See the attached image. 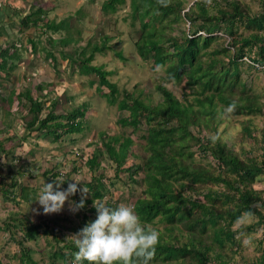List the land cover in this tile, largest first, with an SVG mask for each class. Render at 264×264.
<instances>
[{
	"label": "trees",
	"instance_id": "trees-1",
	"mask_svg": "<svg viewBox=\"0 0 264 264\" xmlns=\"http://www.w3.org/2000/svg\"><path fill=\"white\" fill-rule=\"evenodd\" d=\"M129 1L131 11L125 21L130 18L131 27L138 30L137 54L154 68L164 71L162 81L183 85L181 97L164 83L156 87L161 95L156 104L150 102V95L143 91L122 93L116 83L107 79L108 73L102 66L92 64L97 53H105L111 48L107 45L110 38L103 37L101 45H93L90 41L79 46L82 39L69 32L70 19L80 15L81 10L69 19L45 23L47 11L33 8L20 22L19 33L28 35L36 55L46 54L56 62L54 50L59 48L64 58H70L73 70L89 77V85L96 88V93L105 98L108 105L129 113L118 123L132 129L130 135L124 133L113 138L101 133L99 142L90 145L92 154L84 156L83 163L88 170L93 174L101 169L104 171L101 159L105 155L116 165V170L114 176L99 173L90 182L81 181L77 185V193L69 198L74 207L83 200V208L61 211V215L55 213L52 218H39L38 222L13 211L3 222L0 232L9 234L11 241L19 246L20 255L16 259L20 264H76L74 253L78 249L72 237L97 219L95 200L113 209L120 203H128L145 225L159 232V243L150 264H233L232 259L228 260L227 255L224 257L215 246L228 247L236 254L234 250L239 249L241 241L236 239L232 226L243 216L256 217L259 224H264V199L254 188L255 180L264 176V130L261 131L262 138L256 139L262 150L260 160L244 158L245 151L234 153L220 137L202 134L217 131L216 116L226 107L233 108L235 116L264 115V102L260 103L252 88L243 82L241 70V65L247 64L245 60L254 71L264 69V0L261 10L254 14L239 0ZM126 4L127 0H102L101 11L115 14ZM10 15L13 17V12ZM0 34H8V31L2 26ZM35 34H41V38L35 39ZM55 34L59 35L56 39ZM57 43L60 47H56ZM69 51L71 54L67 53ZM118 54L124 59L121 53ZM18 63H23L20 50L16 48L12 52L0 45L1 73L9 76ZM31 66L32 62L28 67ZM29 77V83L10 90L8 98L0 97V101L8 105V113L24 110L32 117L30 122L23 123L21 140L11 135L6 139L7 147L4 143L0 145V153L5 154L6 159L12 155L11 158L16 160L14 149L34 131L44 132L41 136L52 137L54 142L61 143L72 141L71 138L76 137L71 136L86 130L84 113L88 110L82 103L67 109L74 100L69 90L59 96L54 82L49 88L40 82L33 87L34 76ZM22 80L24 76L21 83ZM261 97L264 99V93ZM60 106L67 110L66 113L57 114ZM2 124L5 125L0 131L3 133L9 125L0 120V126ZM253 133L248 120L243 135L246 139L254 138ZM141 140L145 141L143 163L123 168L127 160L135 156L133 148ZM197 156L200 159L204 156L209 162H200ZM76 162L67 172L56 168L46 170L42 176L51 177L49 183H55L57 179L63 181L60 190H67L70 183H76L72 178L80 172L76 165L78 160ZM14 172L10 175L13 182L0 184L1 192H9L13 197L7 199L12 201L17 197V192L10 191L17 185ZM130 183L141 185L139 197L133 200L134 196H129L126 200L115 195L113 190L117 184L123 186V195L124 189L131 190ZM84 188L88 189L86 194ZM27 197L23 198L26 202L31 199ZM63 214L68 217L61 222ZM178 223H183L189 234L188 242L182 245L174 242L178 240L174 234ZM20 230L23 237L18 238ZM67 232L73 236H68ZM41 239L48 242L47 248L42 253L43 259H36L37 250L27 247L25 242L38 244ZM209 239H213L214 244L209 243ZM49 250H53L50 255L46 254ZM0 264L3 263L0 261ZM80 264L88 262L81 261ZM250 264H264V253Z\"/></svg>",
	"mask_w": 264,
	"mask_h": 264
},
{
	"label": "rangeland",
	"instance_id": "rangeland-1",
	"mask_svg": "<svg viewBox=\"0 0 264 264\" xmlns=\"http://www.w3.org/2000/svg\"><path fill=\"white\" fill-rule=\"evenodd\" d=\"M9 1L10 0H6L5 2V0H0V8L3 6H5V8L6 6H10L11 4L9 5V3L11 2ZM21 1L25 2L26 0ZM239 1L244 3L252 14L258 13L261 10L262 0ZM27 2L31 5L35 4L36 6H46V9L50 10V13L48 14V22L53 20L59 22L61 19H69L71 15H76L77 10H81L80 15L70 19L69 28H71V30H69V32H71V35L74 37L77 36L82 39L79 46H84L90 41L93 45H101L103 37L110 38L107 45L111 48H109L105 54L97 53L94 61H92V64L102 66L104 71L108 73V79L113 83H116L122 93L123 91H143L145 95H150V102L156 104L161 100V95L157 91L156 87L159 84L164 83L175 95L179 97L182 96L183 85L175 83L174 81H162L161 77L164 75V71L159 68H154L150 62L142 60V58H140L137 54L135 43L139 39L138 30H133L130 25V18L125 21V18L131 11L129 0H127V4L120 7L118 12L115 14H105L101 11L102 0H27ZM4 9L0 10V19H7V17H9L7 14L8 10L4 11ZM10 14L11 12L9 11V15ZM138 29H140L139 26ZM63 35L67 34L63 33ZM34 36L36 37V35ZM58 36L59 35L55 34L54 39L58 38ZM17 39V32L12 31L9 37L10 43L13 41L17 42ZM19 42L24 47V45L27 44L28 39L22 40V38H20ZM0 43L8 45V38L0 34ZM56 47H60V45L57 43ZM54 52L58 58V62L60 63H57L56 66L59 68L58 70L71 73L69 75L60 76L62 78L60 81L56 73L53 76L55 86H60L62 84V86L64 85L63 87H65V89H59L60 87H56V90H59V95L69 90V93L74 96L73 105L67 106V109L69 110L71 108H75L76 106L78 107V104L82 103L86 106L87 110L90 105V108H94L93 111L97 114L87 113L88 120L86 118L84 120L86 130L80 135L71 136L76 137L75 139L71 138L72 141L67 140L64 142L62 141L61 143H52L51 137L49 141L50 143H47V145H35V141H32V139H36L38 134H29L28 137L26 139L23 138L21 142L28 141V144H30L29 147L34 146L33 150L27 149L29 153L24 152L22 143L20 147L16 148V152L14 154V156L17 157L16 160H13L11 157H8L6 160L0 158V184L1 182L3 183V181L11 183V171H15L14 177L15 180H17V185L12 187L10 191L14 190L17 192L18 197V199L16 197V200L18 201L7 199V197L13 196H11L9 192L4 194L0 189V217H2L0 218V223L5 218L4 213H6V216L8 217L10 211L20 213L23 212L20 206L23 202L19 199L22 198L24 193L28 196L27 198L34 193L32 187L29 192H24L20 189L26 185L32 184L35 185V188H37V184L34 182V179L36 178H32L33 175L36 176V174L39 173L40 169L43 171L46 167L45 169L52 171L59 168L61 171L66 170L67 172L71 169L72 163H77L76 160H78V164L76 165L80 167V172L76 175V177H74L78 182H90L91 179H93L94 176L99 175V173L114 176L116 165L110 161L107 155L103 156L101 159L102 166L105 167V170L103 171L101 169L99 173L97 172L95 174L88 170V168L84 167L83 163L86 159L84 156L88 154L90 155L93 151V148L90 145H93L92 142L94 141L99 142L101 139V133H104L108 138H113L114 136H121L123 135L122 133H127L132 130L131 128H122L123 126L118 123L120 118L126 117L129 113L118 110L116 106H108L106 99L98 95L94 87L91 88V86L88 85L86 78L79 77V72L76 69L73 70V64L69 61L70 58L67 56L68 58L65 59L60 53L59 48H56ZM71 52L72 51H69L67 53L71 54ZM118 52L122 54L124 59L119 56ZM26 56L27 55L24 54L23 59H25ZM30 61H32V66L29 69L28 66L30 65ZM25 62H27L25 66H20L18 63L16 68L10 72L11 74H9V76L5 73H1L0 71V97L3 96L4 99L8 98L10 96V90L16 89L20 86L21 75L24 76L25 83L28 84L29 81H27V79L30 78L29 76H31V72L35 71V74L39 73V76L45 71L55 70L53 64L48 66L44 60L37 57L31 58L28 55V59H26ZM245 62L247 64L243 63L241 65L243 82L247 84L248 87L252 88L256 96L259 97L258 100L262 103L264 102V99L261 97V94L264 93V69H257L254 71L249 68L250 63L247 60H245ZM32 67L35 69H32ZM70 77L72 78L71 80L68 79ZM2 83L4 86H1ZM31 83L33 86V81ZM6 87L8 88L7 91L4 89ZM186 91L189 93V90ZM35 95H37V93H35ZM193 97L194 95L191 94L190 98L193 99ZM67 98L72 99L71 96H67ZM47 101L49 102L50 100ZM1 103L0 120L9 125L6 127L7 134L19 131L20 128L18 127L21 125V122H30L32 117L25 114L26 112L24 110L21 112L16 111V113H8V105L4 102ZM232 109L233 108L231 107H226L223 113L216 116V122L218 123L216 132L213 130L210 133L204 131L202 134L220 137V139L225 142L234 153H241L245 151L246 154L243 155L244 158L255 157L260 160L262 150L260 148V143L257 142L256 139L259 140L262 138L261 131L264 130V115L235 116L232 114ZM84 110L85 109H83V111ZM66 111L67 110L65 108L58 107V113L64 114ZM248 120H250L252 129L254 130V138L246 139L243 135V127ZM1 129H3L2 126H0V131ZM42 133L44 134V132ZM7 134H5V130H3V133L0 132L3 142H6V139L8 138ZM23 134L24 131L21 135H19V137ZM144 145L145 141L141 140L139 144L134 146L133 153L135 156H132L127 160L124 168L130 167L134 163H143L146 157ZM86 152L88 154H86ZM53 153L56 155L54 158L52 156ZM137 156H139L140 159H138ZM197 159L200 162L201 160L203 162H209L207 158H204V156H202L201 159L197 156ZM47 163L50 164L46 166ZM141 174L143 176L142 172ZM48 179L52 180L51 177L41 178V180H44L43 186L45 183L50 182ZM255 181L254 188L262 194V198L264 199V176L257 178ZM73 182L75 181L73 180ZM130 185L132 184L130 183ZM131 187L130 191L124 189L123 195H121V190L123 188L121 184H117V188L113 191L117 197L120 196L122 199L124 198L128 200L129 196H134L133 200H135L140 196L142 187L140 184H133ZM33 198L37 200L38 196L33 195L31 200ZM200 199L203 200V196H200ZM24 202L26 203V200ZM27 206L29 207V205ZM38 206H40L39 203ZM12 208L14 209L11 210ZM72 210H75V207L69 198L62 212H72ZM41 211H43V208L32 209L27 215L31 217L32 221L38 222L39 218L47 216L52 218V215L55 214L46 215L44 214V211ZM59 214H61V212H59ZM67 217L68 214H63L60 217L61 222L65 221ZM160 228L162 229V227ZM232 230L236 232V239L241 241L239 249L234 250L237 253L233 254L228 247L224 249L218 248L217 246L215 247L217 251H221L223 253L224 257L227 255L229 257L228 260L232 259L233 264H250L264 253V224H259L258 218L243 216L242 219H239L232 226ZM210 232H212L211 228ZM66 234L68 236L73 235L71 232H67ZM174 234L178 239L174 242H179V245H182L184 242H188L189 240V234L186 229L183 228V223H178L177 227L174 229ZM21 235L23 237L22 230L19 231L17 237L19 238ZM208 242L214 244L213 239H209ZM47 243V241L41 239L38 244H35V242H25V245L37 250L35 257L36 259H41L44 255L42 253L47 248ZM52 251L49 250L46 254L50 255ZM19 252V246L11 241L10 236L8 234L0 233V261L3 264H20L19 260L16 259V257L20 255Z\"/></svg>",
	"mask_w": 264,
	"mask_h": 264
},
{
	"label": "clouds",
	"instance_id": "clouds-1",
	"mask_svg": "<svg viewBox=\"0 0 264 264\" xmlns=\"http://www.w3.org/2000/svg\"><path fill=\"white\" fill-rule=\"evenodd\" d=\"M46 22L48 21L46 20ZM43 29L46 32L48 31L44 26ZM49 33L50 32H48L47 35L50 36L51 33ZM35 35V39L41 38V34ZM15 44L17 45L16 48L20 50V55L22 58L24 57V54L27 53L28 55L32 56V58L37 57L42 60L53 59L51 57H46V54L36 55L33 51V46L29 43V38L27 44H25L24 47L20 44L19 40ZM14 51L12 49V52ZM28 55L26 56L27 58ZM55 64L56 63H54V66ZM32 76H34V80L37 78L36 75ZM87 82L89 85L88 80ZM63 86L62 84L60 86H55V89L56 87H60L59 89H65ZM94 89L96 91L95 87ZM93 110L94 108H90L89 105L88 111L84 113L87 120V113H95ZM57 114L62 113H58L57 109ZM131 132L132 130L127 132L125 135H130ZM86 154L88 153L86 152ZM91 154L92 152L90 155ZM86 156L88 157L89 154ZM84 167H86L85 164ZM72 180H74L76 183H70L67 190H60L61 185L64 182L57 179L55 183H45L39 194L35 191L38 196L36 202L41 205L44 214L47 215L59 213L63 210L65 204L69 200V197L75 195L78 191L77 185L80 184V182H78L75 178H72ZM83 192L86 194L88 189L84 188ZM33 195H35V193ZM19 200L24 201L23 198H20ZM94 206L98 212L97 219L85 226L76 236L72 237V239L75 241L76 248L78 249V251L74 253L76 264H80L81 261H87L88 264H150L155 256L156 248L159 243V232L156 229L145 225L141 221L140 217L135 213L134 207L130 204L121 203L118 205V207L113 209L109 208L104 203H100L95 200ZM75 207L83 208L84 201L81 200V202L78 205H75ZM4 221L0 223V227Z\"/></svg>",
	"mask_w": 264,
	"mask_h": 264
},
{
	"label": "crops",
	"instance_id": "crops-1",
	"mask_svg": "<svg viewBox=\"0 0 264 264\" xmlns=\"http://www.w3.org/2000/svg\"><path fill=\"white\" fill-rule=\"evenodd\" d=\"M54 1H56V0H54ZM5 2H6V0H5ZM9 2H11V3H9V5L10 6H6V8H5V6H3V7H1L0 8V10H2V9H4V11L5 10H8V16L9 17H7V19H0V20H2V21H0V30H1V27L3 26L4 28H5V30L6 31H8V34H4V36H6L7 38H8V42H9V44L8 45H5L4 43H0V45L3 47V48H10V49H13V51L14 50H16V47H17V45L14 43L13 44V42L12 43H10V41H9V37H10V34H11V32L12 31H15V32H17V36H18V39H17V41L18 40H20V38H22L23 40H25V39H28V36L27 35H21L20 33H19V27H20V22H21V20L24 18V17H26L27 15H29L30 13H31V11H32V9L34 8V9H38V8H42V9H44L45 11H47V15L45 16V22H46V20H48V14L50 13V10H48V9H46L47 7L45 6H36L35 4L34 5H31L30 3H28L27 2V0L24 2H22L21 0H10ZM25 3V4H24ZM29 6V7H28ZM12 10V11H11ZM9 11L10 12H13V17H11V15H9ZM16 14V15H15ZM15 15V16H14ZM12 19V20H11ZM16 20H17V22H16ZM14 21V22H13ZM32 26V25H31ZM21 29V28H20ZM22 54V53H21ZM25 54H27V53H25ZM28 55V54H27ZM30 56V55H29ZM31 58H32V56H30ZM26 59H28L27 57H25V59H23V64H19L20 66L22 65H24L25 66V64L27 63V62H25L26 61ZM66 59V58H65ZM57 60H58V58H57ZM46 63H47V65L48 66H50V64H53V66H54V63H59L58 61H56V62H54L55 61V59H48V60H44ZM32 61H30V63H31ZM56 64H55V66H54V71H45V72H43L42 73V75H39L38 76V74H35V73H33V72H35V71H33V72H31V74L32 75H36L37 76V78L34 80V84L33 85H35V84H37L38 82H40V83H42V85H44V84H46L47 85V88H49L50 86H51V81L52 82H54V79H53V76H54V74L56 73L57 74V77L59 78V81H60V79H62L60 76H62V75H69V74H71V73H67V72H62V71H60V70H58L59 68H57L56 67ZM60 64V63H59ZM65 65V64H64ZM29 69H30V67H29ZM32 69H35L34 67H32ZM21 77H23V75H21ZM79 77H81V78H86V80H89V78L88 77H86V76H79ZM68 79H72L71 77L70 78H68ZM62 81V80H61ZM55 82H57V81H55ZM23 83H25V81L24 80H22V83L21 84H23ZM61 84V83H60ZM34 87V86H33ZM6 91L8 90V88L6 87V88H4ZM55 89V88H54ZM95 114H97V113H95ZM5 124V123H4ZM3 124V125H4ZM5 127V125L4 126H2V128H4ZM18 128H20L19 129V131H16V132H13V133H10V134H7L6 132L7 131H5V134H7L8 136H11V135H15L16 136V138L18 137V138H20V140H21V138H22V136L21 137H19V135H21L22 134V132L24 131V129H23V122H21V125H19V127ZM34 134H38L37 135V137H36V139H32V141H35V145H47V143H50L49 141H50V138L51 137H49V138H46V136L45 137H43V136H41V135H43V134H39L37 131H35V132H32L31 133V135H34ZM51 141H52V143H56V142H54L53 141V138H51ZM4 143V145L3 146H6L7 147V142H3V139H2V136H0V145H2ZM21 143H23V145H22V147H23V151L24 152H26V153H29L28 152V150L27 149H30V150H33V148H34V146H31V147H29V145L30 144H28V141H24V142H21ZM18 147H20V145H17V147L16 148H18ZM16 148L14 149V154H15V152H16ZM37 148V147H36ZM39 148V147H38ZM57 154H60V153H57ZM53 158L56 156L54 153H53ZM58 156H61V155H58ZM10 157H12V155L11 156H9V158ZM0 158H2L3 160H6V155L5 154H2V153H0ZM60 158V157H59ZM50 163H47V165L46 166H48ZM46 168V167H45ZM44 168V170L42 171V169H40V171H39V173H37L36 174V176H34L33 175V178L32 179H34V177L36 178V179H34L35 181L34 182H36V184H37V188H35V185H26L25 187H22L20 190L21 191H26V192H29V190H30V188L32 187V190H33V193H36V192H38V194L40 193V191H41V189H42V187H43V182H44V180H41V178H43V176H42V174L43 173H45V171L47 170V169H45ZM23 189V190H22ZM36 191V192H35ZM33 196V195H32ZM31 196V197H32ZM27 197V195L24 193L23 195H22V198H26ZM30 197V198H31ZM37 200L35 199V198H33L32 200L31 199H28V202H24V201H22L23 203L20 205L21 206V208H22V211L23 212H21L22 214H28L32 209H40L41 207L40 206H38V202H36ZM1 205V204H0ZM27 205H29V207L27 206ZM1 207V206H0ZM14 208H12L11 210H13ZM13 211H11V213H12ZM8 213V212H7ZM4 215H5V218H4V220H6V218H7V216H6V213H4ZM0 218H2V217H0ZM3 220V221H4Z\"/></svg>",
	"mask_w": 264,
	"mask_h": 264
}]
</instances>
